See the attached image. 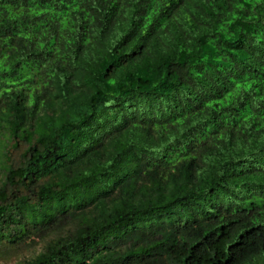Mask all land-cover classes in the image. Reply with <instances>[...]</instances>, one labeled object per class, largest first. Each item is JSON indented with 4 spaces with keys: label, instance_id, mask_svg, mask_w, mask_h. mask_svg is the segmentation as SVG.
Here are the masks:
<instances>
[{
    "label": "trees",
    "instance_id": "trees-1",
    "mask_svg": "<svg viewBox=\"0 0 264 264\" xmlns=\"http://www.w3.org/2000/svg\"><path fill=\"white\" fill-rule=\"evenodd\" d=\"M264 264V0H0V259Z\"/></svg>",
    "mask_w": 264,
    "mask_h": 264
},
{
    "label": "rangeland",
    "instance_id": "rangeland-1",
    "mask_svg": "<svg viewBox=\"0 0 264 264\" xmlns=\"http://www.w3.org/2000/svg\"><path fill=\"white\" fill-rule=\"evenodd\" d=\"M26 251H28L26 248L24 249L23 247H21L20 248V251H19V253H18V256H17V259H12L11 260V262H9L8 264H16V262H18L19 260H20V258H22V256H24L25 255V253H26ZM32 253V251H31V248H30V252L28 251L27 253H26V255H30ZM25 255V256H26ZM0 264H4V262L0 259Z\"/></svg>",
    "mask_w": 264,
    "mask_h": 264
}]
</instances>
